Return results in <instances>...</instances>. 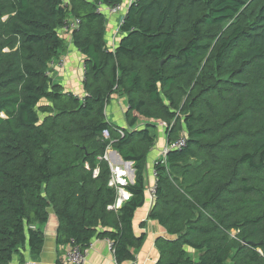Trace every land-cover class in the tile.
Returning a JSON list of instances; mask_svg holds the SVG:
<instances>
[{
	"label": "trees",
	"instance_id": "1",
	"mask_svg": "<svg viewBox=\"0 0 264 264\" xmlns=\"http://www.w3.org/2000/svg\"><path fill=\"white\" fill-rule=\"evenodd\" d=\"M115 5L109 45L100 8ZM70 43L83 98L51 75ZM114 96L123 123L107 115ZM160 126L165 145L185 144L160 149L150 181ZM108 148L134 171L113 210ZM152 185L149 219L174 237L156 240L157 264H264V0H0V264L41 253L50 208L58 244L108 238L133 261Z\"/></svg>",
	"mask_w": 264,
	"mask_h": 264
},
{
	"label": "crops",
	"instance_id": "2",
	"mask_svg": "<svg viewBox=\"0 0 264 264\" xmlns=\"http://www.w3.org/2000/svg\"><path fill=\"white\" fill-rule=\"evenodd\" d=\"M107 18L109 20L107 41L109 42V45H111V37L114 33H116L115 36L118 35L115 29L118 30L120 14H108ZM114 41V44L117 45L119 35ZM61 59L63 60L61 61L62 64H60V62L54 63L52 67L53 71L51 73L52 77L56 82L61 83L66 90L83 98L85 95V91L83 89L84 75L81 70H83L84 67V56L72 43H70L67 53ZM127 105L128 102L125 97L121 98L114 96L112 102L107 107V115H110L109 117L112 120L123 123L125 122L124 112L126 107H128ZM165 143L166 138L163 134V137L162 135L160 136L157 147L151 153L147 169L150 181L151 179L153 180L150 176L153 169V162L159 156L160 149L165 145ZM109 152L111 153V158L114 162L122 164L125 163V161L119 157L114 149H109ZM133 181L134 171L132 176V182ZM148 197L149 193L147 192L146 204L136 211L134 217V231L137 235H141L143 232L146 233L145 241L141 248L135 252V259L133 261H128L125 264H157L160 260V251L156 246V240L159 237L170 239L174 238L171 237L167 230L160 225L158 221L149 219V213L152 206ZM144 221L146 223V227L142 228L141 223ZM39 227H41L44 235V245L41 253L38 256H33L27 247L14 256L11 264H67L64 259L67 248L64 245L68 242L64 244H58L57 242L59 220L52 208L49 209L48 221ZM110 242L111 240L108 238H94L88 247L87 260L83 264H119L114 254V250L112 249L113 247L111 248L110 246Z\"/></svg>",
	"mask_w": 264,
	"mask_h": 264
},
{
	"label": "built area",
	"instance_id": "3",
	"mask_svg": "<svg viewBox=\"0 0 264 264\" xmlns=\"http://www.w3.org/2000/svg\"><path fill=\"white\" fill-rule=\"evenodd\" d=\"M136 0H128V2L131 4L135 2ZM101 11L106 12V14H116L125 9V5H115V6H108V7H102L100 8ZM78 26V21H72L68 25L65 26V31H69L73 28H76ZM62 64V62H60ZM104 135L106 138L109 137L108 131L104 132ZM185 143L184 141H176L171 144H166L163 149V153L166 154L169 150L174 149V148H180L183 146ZM108 148L106 152L104 153V156L102 157L103 159L107 160L109 162L110 168H111V176L109 180V185L112 187H115L117 189V199L115 203L110 205L108 208L113 210V209H118L120 208L123 203H125L131 196V193L127 190L128 184L131 182L129 180L128 173H131L132 170V164L129 162L125 163H116L112 160L111 158V153L109 152ZM98 174V170H95L94 176ZM152 175L155 177L156 176V171L154 170L152 172ZM148 193L150 197L152 198L153 202L155 201V190H156V185H152L148 189ZM66 246V252H65V262L67 264H83L87 260V251L88 247L85 249H82L80 245H77L74 243V240L72 239L71 242H68L65 244ZM111 248L113 247V241L110 242ZM113 249V248H112ZM26 264H31V263H26Z\"/></svg>",
	"mask_w": 264,
	"mask_h": 264
},
{
	"label": "rangeland",
	"instance_id": "4",
	"mask_svg": "<svg viewBox=\"0 0 264 264\" xmlns=\"http://www.w3.org/2000/svg\"><path fill=\"white\" fill-rule=\"evenodd\" d=\"M124 13V10L123 11H121V12H119L118 14H123ZM108 19V18H107ZM108 23H109V20H108ZM113 27V26H112ZM107 29H108V26H107ZM116 31H117V29H115ZM108 31V30H107ZM115 31V32H116ZM113 33V32H112ZM116 35V33H114V35L111 37V42H112V45H114V43H115V39H116V37L118 36H115ZM120 35V34H119ZM113 39V40H112ZM85 65H84V67H83V70H81V71H83L82 72V74L84 75V73H85ZM110 116V115H109ZM163 125V124H162ZM160 128V130H161V135L163 136V134H164V132H165V127H163V126H160L159 127ZM166 138V137H165ZM164 139V138H163ZM158 143H159V140H158ZM128 178H129V180L132 182V177H131V173L129 172L128 173ZM148 199H149V201H150V204H151V206L153 207V200H152V198L150 197V195H149V197H148ZM147 221V220H146ZM145 222V221H144ZM189 251H190V253H192V250L191 249H188ZM194 258H196L195 257V255H194Z\"/></svg>",
	"mask_w": 264,
	"mask_h": 264
},
{
	"label": "clouds",
	"instance_id": "5",
	"mask_svg": "<svg viewBox=\"0 0 264 264\" xmlns=\"http://www.w3.org/2000/svg\"><path fill=\"white\" fill-rule=\"evenodd\" d=\"M132 171H133V170H131V177L133 176Z\"/></svg>",
	"mask_w": 264,
	"mask_h": 264
},
{
	"label": "water",
	"instance_id": "6",
	"mask_svg": "<svg viewBox=\"0 0 264 264\" xmlns=\"http://www.w3.org/2000/svg\"><path fill=\"white\" fill-rule=\"evenodd\" d=\"M130 164V163H129ZM132 174H133V171H132Z\"/></svg>",
	"mask_w": 264,
	"mask_h": 264
}]
</instances>
